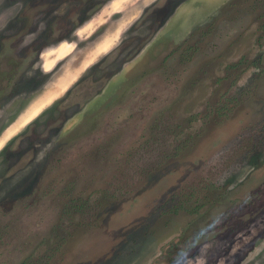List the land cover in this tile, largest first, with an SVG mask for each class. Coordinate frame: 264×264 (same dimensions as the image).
Segmentation results:
<instances>
[{
  "label": "rangeland",
  "instance_id": "1",
  "mask_svg": "<svg viewBox=\"0 0 264 264\" xmlns=\"http://www.w3.org/2000/svg\"><path fill=\"white\" fill-rule=\"evenodd\" d=\"M166 1L0 0V264H264V0Z\"/></svg>",
  "mask_w": 264,
  "mask_h": 264
},
{
  "label": "flooded vegetation",
  "instance_id": "2",
  "mask_svg": "<svg viewBox=\"0 0 264 264\" xmlns=\"http://www.w3.org/2000/svg\"><path fill=\"white\" fill-rule=\"evenodd\" d=\"M172 4H173V0H167L166 1V3L163 5V6H161V7H163V9L165 10H167V9H169L170 7H172ZM175 4V3H174ZM174 6V5H173ZM162 9V10H163ZM158 10H160V9H158ZM171 10H172V8H171Z\"/></svg>",
  "mask_w": 264,
  "mask_h": 264
}]
</instances>
